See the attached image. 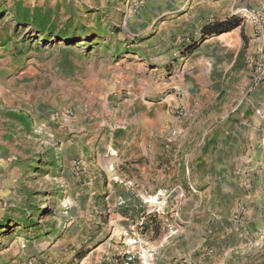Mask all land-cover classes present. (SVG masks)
<instances>
[{
	"label": "crops",
	"instance_id": "0c3cea01",
	"mask_svg": "<svg viewBox=\"0 0 264 264\" xmlns=\"http://www.w3.org/2000/svg\"><path fill=\"white\" fill-rule=\"evenodd\" d=\"M242 33L249 36L245 25L197 37L185 53L193 42L184 43L180 64L168 58L159 96L143 84L144 63L140 76L131 63L118 72V89L133 75L138 83L115 107L107 100L98 134L82 127L83 140L71 138L82 147L81 171L65 179L75 193L66 201L71 243L66 253L50 250L44 264L61 255L62 264H138L125 261L126 251L144 246L151 264H198L211 252L250 248L248 237L263 240L264 85L251 87L250 73L264 41L243 48ZM95 141L100 154L91 150Z\"/></svg>",
	"mask_w": 264,
	"mask_h": 264
},
{
	"label": "rangeland",
	"instance_id": "374dc122",
	"mask_svg": "<svg viewBox=\"0 0 264 264\" xmlns=\"http://www.w3.org/2000/svg\"><path fill=\"white\" fill-rule=\"evenodd\" d=\"M232 15L249 32L243 48L264 41V0H0V264H44L50 250L66 253V201L75 193L65 179L81 171L82 149L71 138L83 140L82 127L100 132L107 100L115 107L126 98L139 62L143 84L166 93L170 57L180 64L200 26ZM128 63L134 75L118 89ZM96 141L90 147L100 154ZM248 239L250 248L211 252L198 264H264V238Z\"/></svg>",
	"mask_w": 264,
	"mask_h": 264
},
{
	"label": "built area",
	"instance_id": "2783aa9c",
	"mask_svg": "<svg viewBox=\"0 0 264 264\" xmlns=\"http://www.w3.org/2000/svg\"><path fill=\"white\" fill-rule=\"evenodd\" d=\"M258 55L255 61H252V70L250 73V85L251 87H258L264 85V47L258 48ZM180 114V113H179ZM61 115L69 117L71 110H65ZM124 201L119 200L118 204H122ZM139 241V238L134 237L129 241V245H135ZM153 259V253L151 249L146 246L140 248L138 251L129 247L125 254L126 262H134L138 264H151Z\"/></svg>",
	"mask_w": 264,
	"mask_h": 264
},
{
	"label": "trees",
	"instance_id": "16d2710c",
	"mask_svg": "<svg viewBox=\"0 0 264 264\" xmlns=\"http://www.w3.org/2000/svg\"><path fill=\"white\" fill-rule=\"evenodd\" d=\"M241 22H242L241 17L235 15H232L223 20H215L209 22L202 27L200 31V39H204L207 38L208 36L219 34L221 32L229 31L232 28L239 26ZM194 46H196V42L191 43L187 48H185L184 53L188 52Z\"/></svg>",
	"mask_w": 264,
	"mask_h": 264
}]
</instances>
